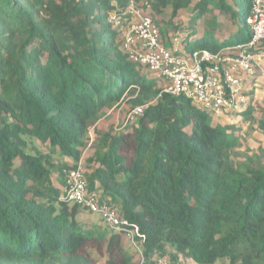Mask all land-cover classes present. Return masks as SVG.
Wrapping results in <instances>:
<instances>
[{"label":"trees","instance_id":"trees-1","mask_svg":"<svg viewBox=\"0 0 264 264\" xmlns=\"http://www.w3.org/2000/svg\"><path fill=\"white\" fill-rule=\"evenodd\" d=\"M131 2L151 17L169 11L164 41L192 13L186 52L250 39L253 0H0V264H135L123 234L85 227L82 207L60 200L93 127L88 190L139 228L146 264H264V152L240 157L236 128L142 74L111 23ZM220 17L234 27L222 41ZM123 101L148 106L100 133Z\"/></svg>","mask_w":264,"mask_h":264},{"label":"built area","instance_id":"built-area-1","mask_svg":"<svg viewBox=\"0 0 264 264\" xmlns=\"http://www.w3.org/2000/svg\"><path fill=\"white\" fill-rule=\"evenodd\" d=\"M124 16L111 18V23L120 32L122 50L132 62L164 81L162 92L187 97L211 118L232 115L247 107V79L264 77V0H253L252 14L247 19L250 39L219 52L205 49L186 52L185 40L177 35L167 46L155 19L133 2L128 5ZM147 106L133 108L125 124H132L142 117ZM92 131L93 128L89 147L93 144ZM60 200L100 215L110 231L128 238L138 253L139 264H146L145 236L138 227H129L119 205L102 202L99 195L88 190L83 158L77 167L66 173ZM154 264L192 263L156 257Z\"/></svg>","mask_w":264,"mask_h":264},{"label":"rangeland","instance_id":"rangeland-1","mask_svg":"<svg viewBox=\"0 0 264 264\" xmlns=\"http://www.w3.org/2000/svg\"><path fill=\"white\" fill-rule=\"evenodd\" d=\"M212 14H215L212 12L208 19L210 20L212 18ZM193 14L189 11L182 12L178 18L180 19V23L183 22L179 26L178 32L171 33L169 35H165V39L167 41H170L171 38L175 35L181 36L183 40H186L185 44H187V41H190V32L192 31V24L190 23V20L192 19ZM153 18L155 21H157V24L159 25L161 31L165 29L166 27H169L168 20L170 19V13L169 11L166 12L163 16H157L154 15ZM174 22H177L174 20ZM243 22V23H242ZM242 22L239 24L242 28V34H247V28L244 26V19H242ZM220 24L222 25L219 35L220 37H217L219 41H222L223 37H225L227 34L232 33L234 31V27L230 25V20L227 18L220 17ZM205 28V20L199 22L200 32H202L201 28ZM191 46H194L196 44V39L191 40ZM140 67V66H139ZM142 74H145L146 76L150 78H155V76L150 72L147 68H141ZM160 82L161 85L164 84V81L162 79H156ZM247 96H248V104L245 109L242 111H239L235 114H226V116L221 118H210L211 124H221V125H229L233 128H236L237 135L240 137V149H239V155L240 157L244 158V156L248 155H260L264 152V77L261 76H252L247 79ZM134 107L126 102L123 101L119 105H117L115 108L108 110L105 114V116L97 123L100 133H106V132H113L116 133L120 130V128L125 124L127 121V117L129 112ZM246 109L250 110V116L244 117L242 115L243 111ZM138 120V119H137ZM96 125V126H97ZM93 130H95V127H93ZM93 144L92 146H88L83 154V160L90 155L93 154L94 147H95V140L96 136L92 135ZM90 142V141H89ZM70 164L73 163L72 160H67ZM54 183L58 186H60V182L56 177L54 178ZM85 227L88 226H99L100 228L107 230L109 233L110 231L106 228V224L102 220V217L98 214H92L90 211L81 208V212L77 218ZM111 233V232H110ZM123 245L126 253L133 258V261L135 264L140 263V258L138 256L137 251L134 249L128 238L123 235ZM217 264H224V262H219Z\"/></svg>","mask_w":264,"mask_h":264},{"label":"crops","instance_id":"crops-1","mask_svg":"<svg viewBox=\"0 0 264 264\" xmlns=\"http://www.w3.org/2000/svg\"><path fill=\"white\" fill-rule=\"evenodd\" d=\"M167 46H170L169 41H166ZM62 189V188H61Z\"/></svg>","mask_w":264,"mask_h":264}]
</instances>
